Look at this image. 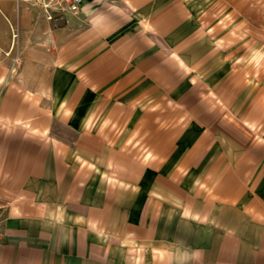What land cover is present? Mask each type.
Listing matches in <instances>:
<instances>
[{"label": "crops", "instance_id": "0c3cea01", "mask_svg": "<svg viewBox=\"0 0 264 264\" xmlns=\"http://www.w3.org/2000/svg\"><path fill=\"white\" fill-rule=\"evenodd\" d=\"M28 38L43 70L0 58V264H264V0H0V49Z\"/></svg>", "mask_w": 264, "mask_h": 264}, {"label": "rangeland", "instance_id": "374dc122", "mask_svg": "<svg viewBox=\"0 0 264 264\" xmlns=\"http://www.w3.org/2000/svg\"><path fill=\"white\" fill-rule=\"evenodd\" d=\"M10 43V47L0 49V58L8 63L13 73L29 75L31 78L33 73L36 74V69L43 70L48 66L49 47L47 41L43 46L45 53L40 49L42 46L36 45V39L28 38L21 41L13 39Z\"/></svg>", "mask_w": 264, "mask_h": 264}, {"label": "built area", "instance_id": "2783aa9c", "mask_svg": "<svg viewBox=\"0 0 264 264\" xmlns=\"http://www.w3.org/2000/svg\"><path fill=\"white\" fill-rule=\"evenodd\" d=\"M17 2L38 5L43 10L48 20L54 18L55 15L69 13L77 16L80 13V4L82 0H15ZM2 233L0 232V239Z\"/></svg>", "mask_w": 264, "mask_h": 264}]
</instances>
